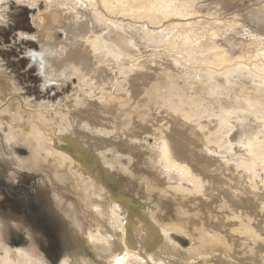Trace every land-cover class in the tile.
Returning a JSON list of instances; mask_svg holds the SVG:
<instances>
[{"label":"bare ground","instance_id":"6f19581e","mask_svg":"<svg viewBox=\"0 0 264 264\" xmlns=\"http://www.w3.org/2000/svg\"><path fill=\"white\" fill-rule=\"evenodd\" d=\"M26 1L37 33L19 40L40 46L26 55L44 91L74 90L33 104L0 75V157L44 172L52 189L38 193L51 189L67 218L93 224L83 257L58 264H234L246 251L259 260L264 0ZM14 143L29 156L5 150ZM82 184L73 212L77 201L54 187ZM0 264L47 263L0 239Z\"/></svg>","mask_w":264,"mask_h":264},{"label":"rangeland","instance_id":"374dc122","mask_svg":"<svg viewBox=\"0 0 264 264\" xmlns=\"http://www.w3.org/2000/svg\"><path fill=\"white\" fill-rule=\"evenodd\" d=\"M247 4L250 5L248 2ZM40 7L42 10L45 8L43 3L40 4ZM36 13L30 8V4L26 0L22 2L8 0L0 3V75L18 85L20 99L30 98L33 104L56 105L61 99L72 94L74 84L68 82L67 87L53 85L44 91L45 81L39 76L37 67L31 63L30 58L26 55L30 51H39L40 46L34 41L22 42L19 40L20 32L30 35L37 33L31 20L32 14ZM58 38L62 40L64 35L60 32ZM5 150L14 155L19 152L17 154L22 159L29 156L26 148L15 143L11 144L9 150ZM3 154L5 158L0 157V160L3 161V166L0 165L2 171L0 173V239L5 248L11 250L26 249L30 251L32 256L38 257L47 264H58L63 257L71 259L81 257L86 245L84 244L86 229L92 230L93 227L91 226L93 224L91 222L86 223L83 213L78 215V219L80 218L79 220L82 223L76 220V217L67 218L64 211L65 207L62 205L64 208L59 209L57 203L59 199H54L50 180L46 174L38 171L31 172L30 170L20 171L15 167L12 156L6 155L4 152ZM14 173L17 174L16 177H14ZM10 175L15 180L7 179L11 177ZM47 185L51 187V189L49 188L50 191L47 190L48 188L45 189L48 191L47 194L44 192L38 193V189L41 188L42 190ZM60 187L65 189L55 186L56 194H60L68 202L74 203V201H77L74 203L76 206L73 204L75 206L73 212L78 210L79 205H84L85 187L83 184L79 185L77 189L67 188L66 186ZM165 209L171 215L172 206H166ZM30 216H35L39 222H44V224L49 221L50 233H47L46 230H38L35 225L29 222L28 217ZM83 221L87 224V227L83 226ZM67 222L69 225L66 228ZM74 227L78 229V232L72 231ZM171 240L173 244L175 243L182 250H188L191 247L190 239L185 235L173 234ZM261 246H263V253H261L262 256L259 260L264 259V245ZM90 249L88 247L89 251ZM91 251V255H94V250L91 249ZM256 255L254 257V254L246 251L245 255L237 256L234 264H253V262L259 261ZM250 256L253 258H250ZM108 257V254H106L101 260L104 261ZM99 264H104V262L101 261Z\"/></svg>","mask_w":264,"mask_h":264},{"label":"flooded vegetation","instance_id":"af4514ba","mask_svg":"<svg viewBox=\"0 0 264 264\" xmlns=\"http://www.w3.org/2000/svg\"><path fill=\"white\" fill-rule=\"evenodd\" d=\"M28 220H29V222H30L31 224L35 225L36 228H37L38 230H40V231L46 230L47 233H50V232H49V231H50V226L48 225V222H49V221H47V222L44 224V222H39V221L35 218V216H30V217H28ZM50 235H51V234H50ZM51 236H53V235H51ZM56 240L59 241L58 238H56Z\"/></svg>","mask_w":264,"mask_h":264}]
</instances>
